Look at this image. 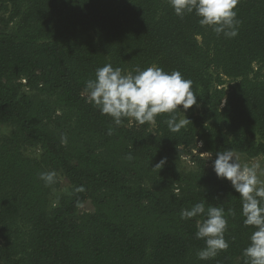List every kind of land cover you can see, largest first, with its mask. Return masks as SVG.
I'll list each match as a JSON object with an SVG mask.
<instances>
[{"label":"trees","instance_id":"16d2710c","mask_svg":"<svg viewBox=\"0 0 264 264\" xmlns=\"http://www.w3.org/2000/svg\"><path fill=\"white\" fill-rule=\"evenodd\" d=\"M236 11L242 23L227 38L194 13L181 19L168 0H0V126L13 127L0 145V263L246 264L255 229L243 223L239 193L193 154L264 157V0H239ZM107 63L181 72L197 96L180 106L191 122L171 132L165 113L154 130L127 118L115 125L84 91ZM23 147H37L38 158ZM181 153L194 172L172 164L152 172ZM47 171L72 187L52 209L39 179ZM86 200L93 211L77 215ZM201 201L223 207L228 221L229 248L207 261L196 255L202 217L180 218Z\"/></svg>","mask_w":264,"mask_h":264},{"label":"clouds","instance_id":"9594fccd","mask_svg":"<svg viewBox=\"0 0 264 264\" xmlns=\"http://www.w3.org/2000/svg\"><path fill=\"white\" fill-rule=\"evenodd\" d=\"M174 13L181 19L186 14H195L198 23L210 27L218 36L227 38L238 35L239 25L237 5L239 0H168ZM193 82L183 78L181 72L164 71L153 64L143 70L136 67L125 73L121 68H114L111 63L98 67L95 78L85 82L84 91L87 102L97 107L102 115L110 116L115 125L122 124L123 119L139 125L155 123L160 114H169L166 120L171 132H179L191 121L186 118L185 111L197 104V96L192 90ZM183 106L182 111L180 106ZM182 111L184 118H178L176 111ZM111 134V129H109ZM61 142L66 143V135H61ZM211 153L209 158H211ZM131 159V156L127 157ZM162 159L154 168H162ZM212 169L218 179L231 183L241 199V215L246 227L255 230L250 235V242L242 250L246 264H264V170L258 164H242L240 157L231 149L217 151L212 161ZM55 171L39 173V179L45 186L55 182ZM77 191H83L81 186ZM233 214L234 213H230ZM196 220L195 237L204 240V247L196 253L199 260L214 258L220 251L229 248L225 239L228 221L223 207L197 202L189 209H181L180 218Z\"/></svg>","mask_w":264,"mask_h":264},{"label":"rangeland","instance_id":"374dc122","mask_svg":"<svg viewBox=\"0 0 264 264\" xmlns=\"http://www.w3.org/2000/svg\"><path fill=\"white\" fill-rule=\"evenodd\" d=\"M10 27H12V26H10ZM225 81H226V83L223 87L225 89H227L231 83H230V80H228V79H226ZM22 90L26 93L28 92V91H25L23 88H22ZM58 111L61 113V110L58 109ZM180 118H184V115L181 114ZM151 125H152L151 130H154V126H153L154 124L152 123ZM12 130H13V127L8 125V124L0 126V145H1V142L4 140V138L8 137L11 134ZM21 151H22V154L24 156L29 157V158H36L37 159L39 154H40V151L38 150L37 147L36 148H24L23 147L21 149ZM237 155L240 157V161L242 164H244V163H247L250 165L251 164H258L260 166V168L262 170H264V157H257V158L251 159V158L246 157L245 155H241V154H237ZM205 158L207 159L206 160V169L208 171L214 173V171L212 169V161L216 157L211 156V158L208 159L209 155H206ZM162 159L165 160L164 165L172 164V165L176 166L179 171H183V172L188 173V172H194L196 169V166L192 164L191 157L187 153H181V155L179 157H172L171 159H168L166 157H161L155 162V165L157 163H159ZM155 171H156V173H158L161 171V169L153 167L152 172H155ZM260 178L264 179V175H262ZM144 182H145V185H147V186L150 185V183L147 182V180ZM48 188H49V195H48L49 207H48V209H52L57 205V202L61 196L70 194L72 187H71L69 181L67 180V178H65L60 173H56L55 182L51 185H48ZM92 211H93V207L91 205L90 200H86L85 202L80 204L79 207L77 208V215L80 216V214H84V213H88V212L90 213ZM17 228L21 232L20 236L23 237V239H24L23 234L26 233V230L28 228L26 227V225H23V224H18ZM0 264H2V263H0Z\"/></svg>","mask_w":264,"mask_h":264},{"label":"built area","instance_id":"2783aa9c","mask_svg":"<svg viewBox=\"0 0 264 264\" xmlns=\"http://www.w3.org/2000/svg\"><path fill=\"white\" fill-rule=\"evenodd\" d=\"M21 82L23 83V84H25V80H21ZM25 90H27V88H25ZM199 147H201V144H199L198 145ZM193 154L194 155H199L200 157H205L206 155H210V154H207V153H198V151H193Z\"/></svg>","mask_w":264,"mask_h":264}]
</instances>
